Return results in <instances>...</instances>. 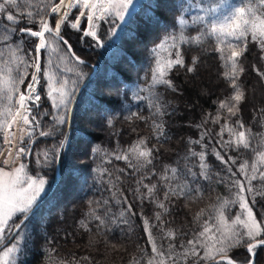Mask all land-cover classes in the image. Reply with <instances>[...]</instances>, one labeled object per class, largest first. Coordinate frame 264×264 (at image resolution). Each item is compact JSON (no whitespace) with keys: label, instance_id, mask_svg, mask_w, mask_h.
Masks as SVG:
<instances>
[{"label":"trees","instance_id":"16d2710c","mask_svg":"<svg viewBox=\"0 0 264 264\" xmlns=\"http://www.w3.org/2000/svg\"><path fill=\"white\" fill-rule=\"evenodd\" d=\"M242 2L142 0L124 22L101 20L97 33L103 45L101 51L84 49L78 32L65 25L61 35L84 63H77L70 53L68 63H60L59 54H51L53 68L59 67L56 74L69 81L71 91L68 110L61 109L56 114L63 115L65 122L57 124L51 116L54 109L42 78L43 70L48 66L49 53L42 52L41 81L37 92L43 111L37 117L41 120L33 137L32 155L25 160L36 172L37 154L49 153L51 162L47 171L50 174L45 198L54 184L57 158L67 136L61 155V178L53 193L28 219L27 227L19 234L23 242L17 264H147L153 254L145 231V219L158 245L167 249L171 242L176 245V252H182L180 245L187 246L194 233L201 231V223L209 220L213 206L224 198L232 199L236 191L232 181L239 179L247 185L245 176L239 172L245 161L249 175L254 163L259 169L257 179L252 181L253 192L264 191V180L259 178L264 164L258 161V153L264 151V144H261L264 140V79L256 71L264 72V52L251 41V37L239 58L244 71L237 82L244 92V99L239 104L238 113L228 121L231 126L236 120H241L245 130H251V148L240 147L237 150L223 145V141L229 139L228 132H224L222 138L218 135L225 123L224 110L220 111V121L213 123L219 103L229 97L233 89L224 78L225 68L211 39L201 46H181L185 66H177L171 71L168 79L173 87L157 85L151 92L143 91L152 83V68L156 61L153 50L170 34H180V17L187 21L184 34L192 37L199 34L198 29H203L202 25L193 23L197 15L205 14L200 9L219 6V12L209 16L211 20ZM9 11L17 14L16 9ZM25 11L21 4L20 23L15 25L17 31L24 27L38 30L36 23L27 22L23 15ZM76 12L69 20L73 21ZM55 18L50 17L51 25ZM3 23L7 22L0 16V24ZM19 39L18 35L13 36L9 43L14 46ZM36 43V38H25L23 52L19 54L36 56L33 50ZM2 47L6 46L0 43ZM64 47L61 44V48ZM193 58H197L195 70L189 72L187 68L192 66ZM93 66H97V72L80 93L68 130L70 107L81 86L94 72ZM28 71L29 75L21 85L22 91L31 82L34 69L29 68ZM77 71L81 75H77ZM150 101L159 105L162 115L157 114ZM155 124L162 125V135ZM39 131L51 134L40 136ZM141 138L146 139L148 147L153 149L151 165L137 171L125 161L115 159L113 153L127 149ZM191 151L206 154V169L200 168L199 157L191 156ZM216 152L228 163L217 159ZM233 159L235 163H232ZM165 168H176L178 179L161 180ZM202 172H206L207 179L201 175ZM168 175L171 176V172ZM144 184L156 185L151 198L146 196ZM183 184L193 190L199 189V194L193 191V199L169 194V199H164L169 186L176 188ZM142 193L145 194L143 198ZM244 194L260 219H264V196L256 195L253 203L247 187ZM159 202L167 207L166 213L157 207ZM93 209L104 220L103 224L90 215ZM202 210L204 214L200 222H195L194 218ZM225 211L230 217L235 213L231 207ZM157 213L160 214L159 220ZM15 219L19 221L20 217ZM81 221L86 223L87 229L81 227ZM167 230L175 231V240L162 239ZM255 253L254 264H264V246L258 247ZM228 255L240 264H247L250 258L244 246L233 248ZM187 264H193V259L188 258Z\"/></svg>","mask_w":264,"mask_h":264},{"label":"snow or ice","instance_id":"6c2138e0","mask_svg":"<svg viewBox=\"0 0 264 264\" xmlns=\"http://www.w3.org/2000/svg\"><path fill=\"white\" fill-rule=\"evenodd\" d=\"M21 4L26 8L23 15L26 16L27 22L36 23L38 30L24 27L17 31L15 28V25L20 23L18 15L20 14ZM133 6L134 0H59L58 3L56 0H0V16L7 22L0 24V43L6 46L0 48V139H2L0 156H3L5 151L8 153L4 166H0V264H17L20 245L23 242V237L19 234L27 227L24 221L28 220L47 184V181L42 177L29 175L25 163L19 162L17 166L21 156L32 155L28 145L24 144L25 135L31 143L36 130L39 128L40 122L32 114V109L38 107L37 102L41 99L36 91V85L39 84L37 73H41L39 63L41 50L43 49L49 53V71L44 73L47 86L46 94L51 100L53 108H56L57 111L61 109L67 111L71 103V91L68 88L69 81L58 78L57 74L51 71L53 67L51 54L58 53L59 62L64 64H67L70 59L69 53L77 63L83 64L84 61L76 56L69 42L61 35L62 25L67 23L73 30L81 31L82 37H90L95 41L97 47H102L103 45L97 34L98 21L108 22L111 19L113 23L116 20L124 22ZM9 9H16L17 14L9 11ZM73 9L78 10V16L74 21L69 20ZM200 11L205 14L197 15L193 21V23L203 26L202 30L198 29V35L186 36L183 28L187 26V21L180 17L178 20L181 26L180 34H170L153 50L156 61L155 66L152 68V83L149 89L143 91L151 92L157 85L173 87L171 80L168 79L171 71L177 66L181 68L185 66L181 46L184 44L201 46L211 39L215 44V51L219 53V58L225 68L224 78L233 89L232 94L219 103L213 123L220 121V111L224 110L226 113L225 123L221 125L218 135L222 138L224 132H228L229 139L223 141V145L233 146L237 150L240 147L249 149L251 148V130H245L241 120H236L235 124L231 126L228 121L238 113L239 104L244 99V92L237 81L244 71L239 58L247 48L249 37L264 52V0H243L241 4L232 6L226 14L216 16L211 20L209 16L218 13L219 6L209 7L206 10L200 9ZM53 14L57 18L54 27L51 26L49 21V17ZM81 17H86V30L80 28ZM112 34H115L114 31ZM17 35L20 39L13 46L9 41ZM28 37L36 38L38 41L33 49L37 54L34 57L19 54L23 52V41ZM61 44L65 47L61 48ZM173 50L175 51L173 52ZM196 63L197 58H193L192 66L188 67L187 71H194ZM29 68L34 69L31 74V82L22 91L21 85L24 84L29 75ZM68 70L71 71L72 69ZM256 71L264 79V72H260L259 69H256ZM76 74L81 75L79 71ZM150 103H153L156 107L157 114H163L158 104L154 101H150ZM53 119L57 124L65 122L63 115L55 116ZM154 127L162 135V125L155 124ZM17 133H19V136ZM38 134L48 136L51 133L39 131ZM191 143H199V141H192ZM261 144H264V140L261 141ZM13 152H15V155H13ZM152 153L153 149L148 147L147 140L141 138L127 149L113 153V155L115 159L123 160L129 167L139 171L152 164ZM190 154L199 157L201 161L200 168L206 169L207 165L204 163L206 154L204 152L191 151ZM216 156L217 159L223 161V157L219 152H216ZM9 160L14 165L11 168L6 167ZM258 161L264 164V151L258 153ZM50 162L48 152L37 154V163L47 166ZM223 162L228 163V161ZM232 163H235L234 159ZM247 168V161L239 167V172L245 176L247 185L239 179L232 181V185L236 188V191L232 194V199L224 198L213 206V212L209 220L201 223V231L194 233L193 238L187 241V246L180 245V248L183 249L182 252H176V245L171 242L167 249L163 245H158L156 238L148 228V221L145 219V231L148 234V243L151 245V253L153 254L148 259L147 264H168L169 260L172 261V264H187L188 258L193 259V264H200L201 261H204L205 264H220L221 260L226 261V264H237L229 257L228 252L238 246L246 248L250 257L247 264H254L255 249L259 245H264V239H257L264 235V228L261 226L262 222L257 221L255 218L252 208L243 193L247 187V192L252 194V201L255 203V196H264V191L253 192L252 181L257 179L256 173L259 171L256 164L252 165L250 175L246 172ZM169 172H171V176L168 175ZM176 173V168H165L160 179L164 181L178 179ZM153 174L155 173L153 172ZM191 174L195 176L194 173ZM201 175L205 179L208 178L206 172H202ZM232 175L235 176L236 173H232ZM259 178L264 180V171L260 172ZM138 183H142V181H138ZM143 187L147 189L146 196L151 198L156 185L144 184ZM137 191L139 192V189ZM193 191L197 195L199 194V189L193 190L187 184L177 185L176 188L169 186L168 191L164 194V199L168 200L169 194L193 199L191 195ZM141 196L143 198L145 194L142 193ZM237 204L241 214L235 216L230 222L225 210ZM157 207L163 209L165 213L168 211L163 202L157 203ZM130 209L131 205H129ZM203 214L202 210L201 213L196 215L194 221L200 222V217ZM90 215L99 220L101 224L104 223V220L96 214L95 209ZM123 215L122 212L121 216ZM18 216L20 217L19 221L15 219ZM156 218L160 219L159 213L156 214ZM211 221H215V223ZM237 225L240 227L237 228ZM81 227L87 229L84 221H81ZM213 229H215V232ZM175 238V231L167 230L162 239L175 240ZM8 240H12V243L5 246ZM200 250H203L202 255ZM83 259L88 258L84 257Z\"/></svg>","mask_w":264,"mask_h":264},{"label":"rangeland","instance_id":"374dc122","mask_svg":"<svg viewBox=\"0 0 264 264\" xmlns=\"http://www.w3.org/2000/svg\"><path fill=\"white\" fill-rule=\"evenodd\" d=\"M142 0H134V6H133V8L132 9H130V11H129V14L125 17V19L126 18H128L129 17V15H131L137 8H138V6H139V4H140V2H141ZM76 10L77 9H73L72 10V12H71V14H70V16H69V18L73 15V13H75L76 12ZM54 15V14H53ZM78 16V10H77V12H76V14H74V16H73V21L75 20V18ZM56 17V16H55ZM80 28L82 29V30H85L86 29V17H81L80 18ZM57 22V18H55V21H54V23L51 25L52 27H54L55 26V23ZM50 24H51V22H50ZM67 23H65L64 25H62V29H61V32H62V30L64 29V27H65V25H66ZM70 29H72V28H70ZM73 30V29H72ZM78 32V34L81 36V38H82V41H81V43H82V46L84 47V49H86V50H98V51H101V49H102V47H97L96 46V43H95V41H93L90 37H82V32L81 31H77ZM47 36V35H46ZM87 41H89V42H87ZM38 42V41H37ZM86 42V43H85ZM43 50V49H42ZM41 53H42V51L40 52V54H39V63H40V61H41ZM37 55V54H36ZM59 69V67L58 68H53L52 67V69H51V71L52 72H54V73H58L57 72V70ZM42 71V70H41ZM49 71V66H47L46 67V69H45V71L43 70V77L42 78H44V73L45 72H48ZM40 74L41 73H38V78H39V84H40V81H41V77H40ZM57 77L58 78H62L61 76H60V74H57ZM38 84V85H39ZM38 85H36V91H38ZM46 89H47V86H46ZM38 93V92H37ZM38 103V106H40V109H41V111L38 113V115L36 116V118L39 116V115H41V113H42V111H43V105L41 104V102L40 101H38L37 102ZM50 103L52 104V102H51V100H50ZM54 110H53V113L51 114V116H52V119L55 117V116H57L56 114L59 112V111H57V109L56 108H53ZM50 114V113H49ZM39 118H41V117H39ZM39 118H37V120H41V119H39ZM54 120V119H53ZM13 131H15V129H13ZM17 135L19 136V133H17ZM34 137V136H33ZM25 140L28 142V147L30 148V150H31V145H32V142H33V138H32V142L31 143H29V139H28V137L25 135ZM5 147H7V146H5ZM13 155H15V152H13ZM7 157H8V153H7V151H5V153H4V155L3 156H0V166H4V162H5V160L7 159ZM29 158V156H27V157H25V156H21V158H20V161H18L17 162V166H18V163L19 162H23V163H25L26 165H27V171H28V173H29V175H32L33 177H42L43 179H45L46 181H47V184L45 185V190H44V192L41 194V196H40V198H39V200L37 201V203L39 202V201H41L42 200V198L44 197V195H45V193L47 192V189H48V183H49V174H50V172L49 171H47V169H48V166H44L42 163H37L35 166H37V170L38 171H34L33 169H32V166L27 162V161H25V160H27ZM14 165L12 164V161L11 160H9V162H8V165L6 166V167H8V168H11V167H13ZM44 169H46V171L44 170ZM243 195L245 196V194L243 193ZM246 197V196H245ZM248 200V199H247ZM248 204H249V206L252 208V211H253V213H254V215H255V218L257 219V221H260V222H262L261 223V226H262V228H264V219H260V217H259V215H258V212L257 211H255V209L253 208V206H252V204L250 203V201H248ZM235 209V213L233 214V216H229L227 213H226V215H227V217L229 218V221L231 222V220L232 219H234V217L235 216H237V215H240L241 214V210H240V208H239V205L237 204V205H235V207L234 206H232L231 207V210H234ZM19 217V216H18ZM17 218V217H16ZM243 218V217H242ZM237 228H239L240 226L239 225H237L236 226ZM213 231L215 232V229H213ZM264 235H262V236H260V237H258L257 239H262V237H263ZM12 243V241L8 244V245H10ZM7 245V246H8ZM233 249V248H232ZM232 249L228 252V253H230L231 251H232ZM257 249V248H256ZM256 249H255V252H256ZM201 251V255L203 254V250H200ZM170 261V260H169Z\"/></svg>","mask_w":264,"mask_h":264},{"label":"water","instance_id":"95a60500","mask_svg":"<svg viewBox=\"0 0 264 264\" xmlns=\"http://www.w3.org/2000/svg\"><path fill=\"white\" fill-rule=\"evenodd\" d=\"M86 28H87V26H86ZM86 30V29H85ZM95 69H96V67H95ZM94 75H92L83 85H82V87L79 89V91H78V94H77V96H76V99H75V102H76V100H77V98H78V95L80 94V92L86 87V85L88 84V82L90 81V79L93 77ZM75 102L73 103V105H72V107H71V111H70V115H69V121H68V127H70V125H71V115H72V111H73V108H74V106H75ZM67 137V136H66ZM66 137H65V140H66ZM64 140V141H65ZM64 144H65V142H63V146L61 147V149H60V153H59V156H58V159H57V168H56V174L59 176V174H60V159H61V154H62V150H63V147H64ZM56 185V184H55ZM55 185H54V187H55ZM42 204V202H40L38 205H36L34 208H33V211H32V213H31V215L39 208V206ZM30 215V216H31ZM30 216H29V218H30ZM28 218V219H29ZM27 221V220H26ZM26 221H24V224H25V222ZM13 239H14V237H13ZM12 240H8V241H6V244H5V246L6 245H8L10 242H11ZM237 264H239V263H237Z\"/></svg>","mask_w":264,"mask_h":264},{"label":"bare ground","instance_id":"6f19581e","mask_svg":"<svg viewBox=\"0 0 264 264\" xmlns=\"http://www.w3.org/2000/svg\"><path fill=\"white\" fill-rule=\"evenodd\" d=\"M37 76H38V73H37ZM38 104V103H37ZM41 111V109H40V106H38V107H34L33 109H32V114L34 115V116H37L38 115V113ZM24 144L25 145H28V142L24 139ZM21 146H23V145H21Z\"/></svg>","mask_w":264,"mask_h":264}]
</instances>
